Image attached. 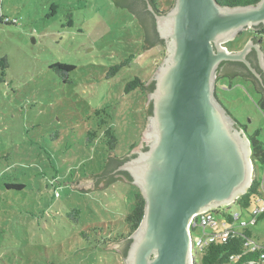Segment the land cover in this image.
Wrapping results in <instances>:
<instances>
[{
  "label": "rangeland",
  "instance_id": "1",
  "mask_svg": "<svg viewBox=\"0 0 264 264\" xmlns=\"http://www.w3.org/2000/svg\"><path fill=\"white\" fill-rule=\"evenodd\" d=\"M0 1V264H124L120 253L106 250L121 242H107L105 249L99 242L109 232L112 238L129 233L125 218L136 186L119 180L100 191L76 187L104 167L110 152L102 136L89 141V133L99 129L97 110L110 116L115 156L123 158L140 143L148 98L125 89L136 77L147 84L165 49H147L139 21L111 0ZM156 1L160 12L173 7V0ZM249 32L224 46L242 50ZM121 64L113 77L112 67ZM216 91L246 135L259 130L264 143V110L252 84L242 77L222 79ZM255 170L263 181L264 164L257 162ZM7 184L25 189L7 190ZM261 206L263 201L250 210H230L250 221ZM94 229L100 230L97 238L81 234L95 236ZM251 231L264 245V220ZM203 235L201 229L193 233L197 244ZM196 250L200 264L202 248Z\"/></svg>",
  "mask_w": 264,
  "mask_h": 264
},
{
  "label": "water",
  "instance_id": "2",
  "mask_svg": "<svg viewBox=\"0 0 264 264\" xmlns=\"http://www.w3.org/2000/svg\"><path fill=\"white\" fill-rule=\"evenodd\" d=\"M111 1L128 9L122 1ZM149 10L165 43L159 44L165 57L146 84L154 82L155 89L147 96L140 143L123 157L128 161L119 169L132 178L122 181L140 189L145 213L130 237L127 256L124 241L106 250L120 253L124 264H197L190 230L193 218L235 204L255 177L251 142L222 107L216 81L224 62L243 63L261 79L247 59L255 48L264 68L260 45L249 41L239 51L224 45L264 25V0L246 7H224L217 0H173L169 12L158 14L152 6ZM134 19L141 25L135 15ZM145 43L152 48L146 31ZM151 105L153 113L148 116ZM111 155L114 152L108 153L106 163ZM102 170L81 180L76 189H103L107 182L94 179Z\"/></svg>",
  "mask_w": 264,
  "mask_h": 264
},
{
  "label": "trees",
  "instance_id": "3",
  "mask_svg": "<svg viewBox=\"0 0 264 264\" xmlns=\"http://www.w3.org/2000/svg\"><path fill=\"white\" fill-rule=\"evenodd\" d=\"M123 2V6L128 8L135 17L139 18L141 21L142 28L146 31V41L150 44V47H155L156 45L162 44L165 45L163 40H160L159 35L155 26V17L154 14L149 10V7L152 6L154 11L158 14H164L165 12H160L158 8L156 0H119ZM261 0H217V2L224 7H246L249 5H256ZM0 11H3V6L0 1ZM6 22L5 24H9L10 20L6 16L3 17ZM4 22L0 21V24ZM154 36L152 40L150 36ZM234 66L238 68L237 71L233 72H225L218 76L217 78V90L220 86V80L229 79L233 81L236 77L248 78V69L245 64L240 62H224L221 66ZM125 65H117L112 67L111 75L114 77L117 73ZM220 66V68H221ZM54 68L56 70L62 71H74L75 66L70 65H55ZM155 89V83L153 82L149 87L146 86V82L136 77L133 81H130L125 89L126 94H130L134 91L140 90L143 94L148 96ZM218 92L216 91V94ZM217 96V95H216ZM258 107L264 110V98L261 97L258 102ZM153 113L152 105L148 110V116H151ZM97 120H99V129L94 132L89 133V141L94 142V139L99 137H103L102 141H106L108 146H110L109 151L114 152L118 145V139L116 133L109 121L110 116L108 115L106 109L97 110L95 114ZM239 125V124H238ZM240 126V125H239ZM242 129L243 127L240 126ZM260 131L257 130L254 134L248 135V138L251 142L252 147V159L254 164L257 162H261L264 164V143L259 139ZM136 145L132 146V149ZM128 161V158L117 157L111 155L109 161L103 167L102 173L97 175L94 179L96 182H103L104 180L107 182V185H112L116 181L123 180L117 178V175H123L127 180L132 181V178L128 172H124L119 170V168ZM107 179V180H106ZM134 186V185H133ZM7 190H19L23 191L25 189L24 185L20 184H7ZM264 202V179L261 181L257 176L254 177L252 186L248 190L247 194L241 196L234 205L239 206L243 210H250L253 205H258L261 202ZM145 199L138 187H135V201L133 205L132 212L128 214L125 218V224L129 229V233L127 235L118 234L115 237H110L113 233L109 232V235L106 238H101L102 243L99 242V245L102 249L107 247V242H123V254L127 256L130 244H131V235L138 229L140 226L144 213H145ZM215 214L218 213L222 216V218L228 223L232 224L233 228L231 230L229 239L227 242L217 241L214 243H209L202 249V257L200 264H264L262 260V255L264 254V245H262L257 236H254L251 231V225L249 224V220H246L248 223L246 225H242L241 221L234 220V213L229 208L223 207L219 210L213 211ZM242 217V216H241ZM264 220V212L257 217V222ZM198 230V227H192V231L195 232ZM96 231L95 236H89L82 232L81 234L84 238H97L100 236L98 229H94ZM109 236V237H108ZM256 248L253 250V248Z\"/></svg>",
  "mask_w": 264,
  "mask_h": 264
},
{
  "label": "built area",
  "instance_id": "4",
  "mask_svg": "<svg viewBox=\"0 0 264 264\" xmlns=\"http://www.w3.org/2000/svg\"><path fill=\"white\" fill-rule=\"evenodd\" d=\"M264 212V206L257 207L252 213V219L249 221L250 225L256 224L257 217ZM234 220L241 221L242 225H246L248 222L243 220L239 213H234ZM197 226L203 232V238L197 244L194 240V251L197 253L196 246H200L202 249L209 243H214L217 241L227 242L229 239L231 230L233 228L232 224H228L223 218L217 219L216 214L213 211H205L196 215L190 225V230L192 227ZM217 227V228H216ZM192 231V235H193ZM256 248L254 247L253 250ZM262 260L264 262V254L262 255Z\"/></svg>",
  "mask_w": 264,
  "mask_h": 264
},
{
  "label": "flooded vegetation",
  "instance_id": "5",
  "mask_svg": "<svg viewBox=\"0 0 264 264\" xmlns=\"http://www.w3.org/2000/svg\"><path fill=\"white\" fill-rule=\"evenodd\" d=\"M155 26H156V20H155ZM157 30V27H156ZM251 32L250 41H252L255 45H260L262 51L264 52V25L257 26L251 30H248ZM249 32V33H250ZM158 33V31H157ZM152 35V34H151ZM159 35V33H158ZM150 38H154V36H150ZM160 38V37H159ZM161 40V39H160ZM247 59L251 62L252 66L255 68L257 73L260 74L261 79H258L248 68V78L246 79L250 84H252V87L256 90L257 94L264 98V68L260 63L259 56L257 53V50L253 48L248 56ZM238 68L234 66H221V68L218 71V76L222 73L227 72H233L237 71ZM237 78V77H236ZM241 128V127H240ZM147 146V145H145ZM120 169V168H119ZM117 178L126 180L125 176L123 175H117Z\"/></svg>",
  "mask_w": 264,
  "mask_h": 264
},
{
  "label": "clouds",
  "instance_id": "6",
  "mask_svg": "<svg viewBox=\"0 0 264 264\" xmlns=\"http://www.w3.org/2000/svg\"><path fill=\"white\" fill-rule=\"evenodd\" d=\"M241 129H242V128H241ZM255 176H256V174H255ZM233 205H234V204H233ZM231 206H232V205H231ZM231 206H228L227 208H229V209H230V208H231Z\"/></svg>",
  "mask_w": 264,
  "mask_h": 264
}]
</instances>
